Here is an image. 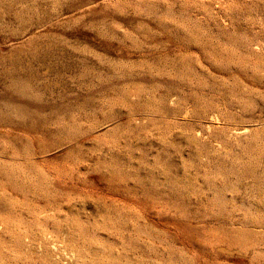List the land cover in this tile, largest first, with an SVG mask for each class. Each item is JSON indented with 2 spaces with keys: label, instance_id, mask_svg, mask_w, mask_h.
I'll use <instances>...</instances> for the list:
<instances>
[{
  "label": "rangeland",
  "instance_id": "374dc122",
  "mask_svg": "<svg viewBox=\"0 0 264 264\" xmlns=\"http://www.w3.org/2000/svg\"><path fill=\"white\" fill-rule=\"evenodd\" d=\"M0 264H264V0H0Z\"/></svg>",
  "mask_w": 264,
  "mask_h": 264
}]
</instances>
